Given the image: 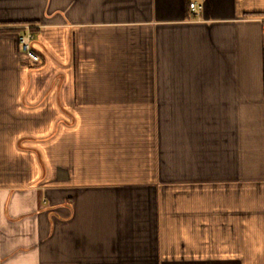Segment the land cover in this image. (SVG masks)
Listing matches in <instances>:
<instances>
[{"label": "crops", "instance_id": "0c3cea01", "mask_svg": "<svg viewBox=\"0 0 264 264\" xmlns=\"http://www.w3.org/2000/svg\"><path fill=\"white\" fill-rule=\"evenodd\" d=\"M0 264H264V0H0Z\"/></svg>", "mask_w": 264, "mask_h": 264}, {"label": "built area", "instance_id": "2783aa9c", "mask_svg": "<svg viewBox=\"0 0 264 264\" xmlns=\"http://www.w3.org/2000/svg\"><path fill=\"white\" fill-rule=\"evenodd\" d=\"M190 8L193 11V13H198L200 11V6L197 5L195 2L190 3ZM34 38V34L31 31H28L25 34L19 35V43L22 45L23 49L29 53V55L37 60L40 61V57L38 54H36L31 45V41Z\"/></svg>", "mask_w": 264, "mask_h": 264}]
</instances>
